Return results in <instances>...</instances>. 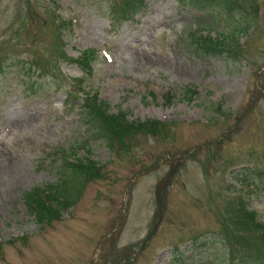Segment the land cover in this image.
Instances as JSON below:
<instances>
[{
	"label": "rangeland",
	"instance_id": "obj_1",
	"mask_svg": "<svg viewBox=\"0 0 264 264\" xmlns=\"http://www.w3.org/2000/svg\"><path fill=\"white\" fill-rule=\"evenodd\" d=\"M236 1L243 10L224 15L148 0L119 24L125 0H0V264H241L245 252L264 254L241 209L264 226V0ZM199 34L236 41L238 57L195 55ZM34 61L49 69L25 73ZM186 89L197 92L190 101ZM88 92L128 123L158 124L108 145L85 125ZM68 158L96 162L98 175H71ZM63 179L68 207L37 224L24 194Z\"/></svg>",
	"mask_w": 264,
	"mask_h": 264
},
{
	"label": "trees",
	"instance_id": "obj_2",
	"mask_svg": "<svg viewBox=\"0 0 264 264\" xmlns=\"http://www.w3.org/2000/svg\"><path fill=\"white\" fill-rule=\"evenodd\" d=\"M148 0H125L120 11L115 13L114 19L118 20L119 24L127 23L129 20H132L133 17L140 13L144 9V4ZM181 4H186L192 6L194 9L199 11H216L221 10L223 14H231L232 12H240L243 10L241 4L236 0H179ZM114 13V11H113ZM27 19L30 24H33V21L37 20V15L31 18V15L28 11ZM254 19L256 18V13H254ZM254 21V20H253ZM29 24V25H30ZM40 30L39 32H41ZM193 50L195 55L200 56H215L220 55L221 53H226L232 57H238L236 53L237 42L232 41V44L225 45L224 41L220 39L213 40L209 36H204L199 34L193 37ZM31 44L34 43L32 37L27 34L25 39ZM61 48V47H60ZM235 50V51H234ZM37 53H41L39 50ZM35 54V52H34ZM63 54V53H62ZM93 57V51H86L79 60L80 66L85 71L89 69V61ZM49 67L40 66L35 61L28 67L24 68V72H34L40 73L45 70H48ZM1 71V68H0ZM90 74H85L84 77ZM184 95L189 99V101L197 95V92H191L189 89L184 90ZM172 98L173 96L170 95ZM83 111L84 118L86 119L85 125L90 129L91 132L97 133L96 136H102L107 140V144L111 145L112 141L116 138L115 136H120L128 132L129 129L133 128L134 130H154L153 128L158 122L147 121L140 123H128L123 115H114L111 113V108L106 101L98 99L96 94L91 95L90 92L85 94L84 99L82 100V105L80 107ZM220 110V106H218ZM160 124V123H159ZM161 125V124H160ZM66 168L69 169L71 175H77L82 177L84 180H87L91 177H96L98 174V164L96 162H81L80 160L75 161V163L64 162ZM63 183L64 179L61 180L60 184L56 186L47 185L45 187H37L31 191L24 194V202L26 204L27 210L33 215L37 224L43 225L45 222L52 221L58 217L59 210L61 208H67L66 204V192L65 188L58 189ZM241 209L244 212L243 218L245 220H251V227L249 232L251 233V228L255 229V233H260L261 243L264 244V226L260 222L256 221V213L254 211L248 210L245 205L241 202ZM239 218V231L246 230V221ZM248 229V228H247ZM258 236V233H257ZM246 241V240H245ZM249 242L246 241V244ZM257 253V254H256ZM259 251H255V254L251 252H245L241 256V264H264V254L259 255Z\"/></svg>",
	"mask_w": 264,
	"mask_h": 264
}]
</instances>
